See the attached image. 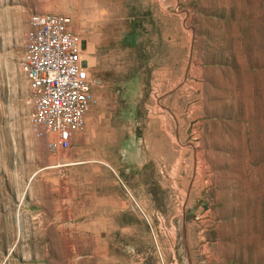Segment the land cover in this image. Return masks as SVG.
<instances>
[{"label": "rangeland", "instance_id": "obj_1", "mask_svg": "<svg viewBox=\"0 0 264 264\" xmlns=\"http://www.w3.org/2000/svg\"><path fill=\"white\" fill-rule=\"evenodd\" d=\"M40 12L71 16L88 63L94 103L68 149L25 105ZM57 155L65 175L45 168ZM37 187L85 206V226L50 228L58 264L65 237L78 264H264V0H0V264L36 263L4 225Z\"/></svg>", "mask_w": 264, "mask_h": 264}, {"label": "built area", "instance_id": "obj_2", "mask_svg": "<svg viewBox=\"0 0 264 264\" xmlns=\"http://www.w3.org/2000/svg\"><path fill=\"white\" fill-rule=\"evenodd\" d=\"M71 22L67 14L33 13L19 64L31 84L25 99L31 126L38 136L55 137L52 149L71 146L94 103L88 63Z\"/></svg>", "mask_w": 264, "mask_h": 264}, {"label": "crops", "instance_id": "obj_3", "mask_svg": "<svg viewBox=\"0 0 264 264\" xmlns=\"http://www.w3.org/2000/svg\"><path fill=\"white\" fill-rule=\"evenodd\" d=\"M79 132L80 131H78L77 133ZM75 135L73 136V138L75 137ZM72 164L73 162L69 161L66 157L57 155L54 157L53 161L45 168L55 169L59 175H65L67 172L66 170L68 169L67 167ZM48 178L52 180L55 179L54 176H49ZM24 194L25 193L23 192L20 196V205L22 204ZM35 197L36 203L27 202L26 204L22 205L24 217H21L20 220L18 219L19 208H17L16 210V199H13V207H11V209H8L7 211H11L13 216H16V224L14 226V221H12V224L7 223L4 226L11 228H20V235H22V237L20 236V239L23 240L24 237V240H26V242L36 243V248H34V250L32 251L28 250V252L26 253L28 254V259H36L35 264H58V247H56L52 242L54 233L50 230V228L70 229L73 227L85 226L86 221L78 220V216L74 215V213L78 212L83 213L85 211V206L78 203H70L68 198L69 195L63 193L56 187H52L50 191L37 187ZM34 213L36 214L34 215ZM39 213L41 216H39ZM25 229L36 230H28L30 233H28L27 231V233L24 234ZM62 233H64L65 236L68 235L67 230L62 231ZM63 243L64 245L62 244L61 246H59L61 259L65 261V264H78L79 262L74 258V253L70 247L69 239L65 237ZM22 252L25 253V250L22 249ZM70 253H72L73 256L70 255Z\"/></svg>", "mask_w": 264, "mask_h": 264}]
</instances>
